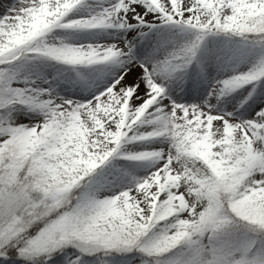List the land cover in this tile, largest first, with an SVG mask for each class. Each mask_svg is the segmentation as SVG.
Segmentation results:
<instances>
[{
    "label": "snow or ice",
    "instance_id": "1",
    "mask_svg": "<svg viewBox=\"0 0 264 264\" xmlns=\"http://www.w3.org/2000/svg\"><path fill=\"white\" fill-rule=\"evenodd\" d=\"M0 264H264V0H0Z\"/></svg>",
    "mask_w": 264,
    "mask_h": 264
}]
</instances>
